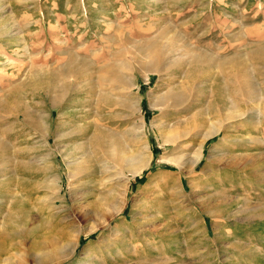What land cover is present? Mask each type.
Here are the masks:
<instances>
[{
	"label": "rangeland",
	"instance_id": "1",
	"mask_svg": "<svg viewBox=\"0 0 264 264\" xmlns=\"http://www.w3.org/2000/svg\"><path fill=\"white\" fill-rule=\"evenodd\" d=\"M163 46L166 60H180L162 79L141 65L149 62L156 47ZM261 49L264 0H0V119L12 130L8 140L19 153L16 158L28 162L41 152L40 135L35 132L33 138L29 136L26 127L14 122V116L1 110V105L10 104L12 110L14 100L19 98L33 108L52 110L54 126L43 141L45 151H50L53 171L59 170L63 176L61 190L52 189L46 196L43 190L33 192L17 185L14 191L19 200L14 207L12 201L7 206L0 201V258L19 260L22 253L26 264H41L50 259L46 252L52 251L58 241L72 248L78 232H86L101 217L95 213L98 197L109 189L116 191L117 204L124 209L98 230L81 233L75 253L53 264H98L86 255L89 250L93 256L100 253L106 259L104 264H264V123L253 130L249 117L236 120L234 136L242 140L236 167L215 160L222 136L209 138L202 161L194 171H184L182 183L179 174L170 172L176 169L174 166L159 161L162 155L171 153L173 145L159 144L161 134L153 131L152 125L159 110L151 106L155 96L167 90L170 80L183 79L177 74L189 69L187 60L192 56H187L194 52L213 58L204 63L208 72L198 81H206L208 89L215 81L231 87L226 71L240 69L234 60L243 59L256 87L264 94ZM136 51L141 55L137 57L140 65L134 64ZM225 58L226 66L218 65ZM70 59L76 61L72 67ZM122 61L134 64L135 73L128 74L134 89L130 87L128 93L132 99L135 92L140 95L142 110L125 117L109 116L110 136L114 134V141L123 146L127 130L143 117L153 151L152 164L134 175L117 158L121 155L119 149L117 157L99 149L92 167V173H98L90 176V184L72 190L53 134L57 114L70 106L67 115L71 127L67 126L70 129L63 137L64 149L85 141V124L91 121V109L98 102L96 92L106 96H100V102L114 100L109 96L108 91L114 88L109 86L105 68ZM208 74L212 79L207 81ZM148 75L150 80L146 82ZM60 84L68 87L62 102L66 106L54 107L44 90ZM150 91H154V97L149 96ZM209 93L205 102L210 99ZM249 101L255 109L264 106V99L261 105L255 99ZM201 104L196 103L197 108ZM240 104L247 110L245 102ZM111 112L115 113L116 108ZM250 136L253 142L246 141ZM141 144L142 139L137 145ZM196 144L191 142L189 147ZM228 148L225 146L229 154H235L236 150ZM36 174L22 172L21 178L32 183L40 181ZM160 175L167 188L159 186ZM12 212L22 219L13 217V223L9 221ZM62 230L68 232V237L60 240Z\"/></svg>",
	"mask_w": 264,
	"mask_h": 264
},
{
	"label": "bare ground",
	"instance_id": "2",
	"mask_svg": "<svg viewBox=\"0 0 264 264\" xmlns=\"http://www.w3.org/2000/svg\"><path fill=\"white\" fill-rule=\"evenodd\" d=\"M261 50L262 51L259 57L260 60L264 63V49ZM139 53L140 52L136 51L135 54L133 55L135 62V63L133 62L134 64L140 63V60H138L139 58H137L141 56L139 55ZM200 53L194 52V54L191 55L188 54L187 57L192 56L187 60L188 65L190 66L189 69L185 68L186 70L184 71L183 74L182 73L177 74L178 77L183 76L182 77L183 79L179 78L178 80H176L173 78L172 80H170L167 86V90L165 92H162V94L155 96L154 99L155 102L151 105L152 108L154 109L156 108L159 110L158 111L159 113L155 117H153L152 120L153 131L157 133L160 132L159 134H161V140H159L160 142L159 144L161 146H165L169 144L173 145L171 153H169L168 155H162L159 161L162 162L163 164L174 166L176 169H170V172L172 174L173 172L179 174L178 178L179 181H181L182 183L183 181L181 175L184 173V171L185 172L194 171L196 169V166L200 164V162L202 161L205 155V151H204L205 144L209 138L219 134L220 136H222L220 139V144H222V147L219 150L220 151L219 156L216 157L215 160L218 163L224 162L227 163V165L236 167L240 161V158L237 157L239 156L237 153V148L239 147L240 141H242L240 137L234 136L235 134L234 131L236 130L235 126L237 125L236 120L238 121L239 118L244 116L245 118L249 117L248 121L250 122L253 121L252 122L253 124H250L253 130L258 129L260 123H264V106H260L255 109L253 103L249 101V100L254 101L255 99L258 102H260L264 99V94L262 91H260V89L258 90L259 86L257 85L258 87H256L255 82H253L251 69L248 66V64H246V62L243 59H240V61L234 60L236 67L238 68V66L240 65L239 67L241 68L236 69L235 71L232 69L226 71L228 74V77L226 78H228V81L234 86L231 85V87L230 86L225 87L223 83L215 81L214 86L208 89L207 87L208 85L205 83L206 81L204 80L201 82L198 81L201 79L204 73L208 72L206 71V69L204 70V68L206 67L204 63L207 64V62L213 61V58L210 56L209 57L202 56ZM166 56H167V50L164 48V46L156 47L154 49L152 57L148 58L149 62L146 64H142L141 66L143 69H146L147 71L151 70L153 72L160 74L161 78L163 79V77L168 76V72L170 68L174 69L175 68L174 66L179 64L177 60H180L179 57L178 58L176 57L177 60L174 59L175 61L168 57L166 60ZM226 59L227 58H225V61L223 59L219 60L218 65L225 67L226 66L225 64H227ZM75 62L71 60L69 62V65L72 67L73 63ZM76 65L78 64L76 63ZM133 66L130 62L122 61L121 63H118L116 65H110L105 68L108 76L109 86H112L114 89H119V90L114 91V89H112L108 91L110 93V94L108 93L109 96L114 97L113 98L114 100L112 102H100L99 100L102 97V95L104 96V94L100 91L96 92V96L98 97V102L96 101L97 105L95 108L93 107L91 109V116H92L91 121L85 124L87 127L86 130H88V135L86 136V140L83 141L80 145L70 149L68 148L64 149L66 145H64L63 143L64 142L63 137H65L68 134V131L70 129L67 126L70 124V120H71L67 115L70 106L65 107L66 105L64 106L63 104L65 97L67 95L68 87L66 85L60 84V85L49 86L48 89L46 88L47 90H44L45 95L47 96L48 101L51 105H53L54 107L61 106L66 108L63 112L57 114L56 127L55 130H53V134H54V138L57 141L56 144L57 151H59V153L63 158L64 163L67 166L66 172L69 177L70 189L74 190V188L77 189L78 187L83 188L86 184H90L92 182L90 180V176L92 174L95 175L98 173L97 171H96L97 173L96 172L92 173L93 170L92 167H94L93 161L96 157L95 153L99 149L102 150L104 154L112 155L115 157H117L118 154H121L117 157L120 163L122 162L124 166L130 168V170L133 172L134 175L140 174L152 164L153 151L149 143L150 139L147 136V123L143 117H141V121L140 122L138 121L136 126L131 127L127 130V132L125 133L127 138L125 137V142H123L125 144L123 146L119 142L116 143L114 141L115 138L113 139L112 137L114 134L113 135L111 134L112 136H110L111 131L109 130L110 126L108 123L111 120L109 116L116 117L118 115H121L125 117L126 115L127 116L134 115L136 114L137 111L142 110L141 108L142 102L140 95L137 92H135L136 94L132 99L130 98L129 96L130 94L128 93L129 88L133 87L131 86L132 84L130 83L128 77V74H131L132 72L135 71V68H133ZM209 66L214 67L211 65ZM208 75H206V78L207 77L210 78V75L209 76ZM106 78L107 77H105V79ZM215 78L218 77L215 76ZM211 79L212 78L206 80L208 81ZM149 80H150V76L148 75L145 81L148 82ZM208 93L210 95V99L207 98L208 101L205 102L204 98ZM154 94H155L154 91H150L149 96L154 97ZM229 95L232 96V98L231 97L229 98ZM240 102H245V105L247 106V110H245L244 105L242 107L243 103L240 104ZM38 103L40 104L41 102ZM196 103H200V104L203 103V104H201L197 108ZM33 107L34 106L28 104V102H25L24 100L19 98L18 99L16 98L14 100L13 106L11 107L12 110H10V104L3 103L1 105V110L8 113L10 112L11 115L14 116L15 118L14 122H16L18 125L22 127H26V130L28 131L26 133H29V136L33 138L34 133L36 132V134H38V137L40 135L41 138V141L39 140L40 151H41V152L39 151L40 152L39 155L38 154L35 155L33 159L30 161L28 160V162L24 161L23 159H20L19 157L17 159L16 153L18 152H16L17 151L16 149L15 151L13 150L14 149L13 144L10 143L12 141L8 140L9 139L8 136L10 135L9 131L12 130L8 127H5L6 123L3 122V119L2 120L0 119V122L4 123V124H0V191L2 190L0 201L5 202L6 206L9 203H11V201L13 207L17 204V201L19 200L17 197L18 193L16 194L14 191L17 185L20 187L27 188L29 190H33V192L34 190L37 189L43 190L45 196L49 194L52 189L57 188L61 190L62 188V185L60 183L63 179L62 173L59 170L58 172L53 171L55 168L51 165L50 162V157L48 154L50 151L49 150H48L49 152L45 151L46 141H43V139L46 138V136L50 135L51 126H54L53 125L54 122L51 121L50 119L52 110L42 111V108L39 106H38L39 108H37V106L36 108ZM113 108L114 110L116 108L115 113L111 112ZM107 112H111V113H107ZM260 115L262 116L260 119H258L259 118L258 116ZM253 118L255 119L252 120ZM193 131H196L195 135L192 134ZM140 139H142L143 144H141V146L140 145L138 146L137 143L139 142ZM246 139H248L246 140L247 142L254 141V139L251 136L247 137ZM194 141L197 144L195 146L189 147L191 145V142ZM186 142L189 144V145L187 144L188 145L187 147H185L184 144ZM225 146H228L229 147L228 149L236 150L235 154L233 155L229 154V152L226 151ZM118 149H119V153L115 154ZM73 153H77V154L73 155ZM247 162L249 161L247 160ZM204 167L205 166H203V170H205ZM26 171L31 173L36 172L37 173L36 175L40 177V181L32 183L30 182V180L29 182L28 180L26 181L23 180L21 178L22 177L21 175L22 172H26ZM159 178L162 181L161 184H159V186H162V188H167L166 185L167 183L164 182L165 181L164 178H162L161 175L159 176ZM98 198H99L97 201L98 206L96 209L97 211L95 213L98 216L101 215V217L97 221H95L96 223L86 232L83 231L78 232V238H77L78 241L73 245L72 248L70 246L67 247L64 244L61 245V242L58 241V243L53 245L54 248L52 249V251H48V253L46 252V256L49 257L50 259L41 264H53L63 259L66 260L69 259L70 256H72L75 253L74 251L78 247L81 233L86 235L88 233L98 230L100 227H102L104 224L107 223L110 217L112 218V216L118 214L120 211L124 209V207H121L120 205L117 204V196L115 190L108 189L102 191V193L99 195ZM13 217L17 219V218H21V215L15 214L14 212L13 215L9 218V221H11L12 223H13L12 221ZM125 221H128V219ZM18 222H20V220ZM67 237H68V232L63 231L59 239L63 240ZM99 254L97 256H93L91 255L90 250L89 252H86V255L89 256L91 260L93 259L98 264L99 262L100 263L103 262L104 264V261L106 262V259L105 258L103 259L101 256H99ZM26 259H27L26 255L20 253L19 260L10 259V258H0V264H22V262L26 264ZM86 264H95V262L94 263L88 262Z\"/></svg>",
	"mask_w": 264,
	"mask_h": 264
}]
</instances>
